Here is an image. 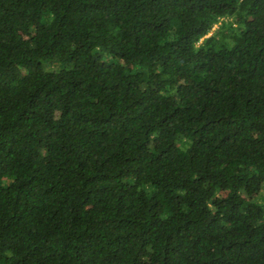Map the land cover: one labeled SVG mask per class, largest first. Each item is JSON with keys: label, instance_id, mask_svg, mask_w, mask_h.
<instances>
[{"label": "trees", "instance_id": "trees-1", "mask_svg": "<svg viewBox=\"0 0 264 264\" xmlns=\"http://www.w3.org/2000/svg\"><path fill=\"white\" fill-rule=\"evenodd\" d=\"M0 264H264V0H0Z\"/></svg>", "mask_w": 264, "mask_h": 264}, {"label": "rangeland", "instance_id": "rangeland-1", "mask_svg": "<svg viewBox=\"0 0 264 264\" xmlns=\"http://www.w3.org/2000/svg\"><path fill=\"white\" fill-rule=\"evenodd\" d=\"M216 26H217V24L214 25V27H213L212 30H214V28H216ZM210 32H211V31H210ZM210 32H209V33H210ZM49 63H50V62H49ZM49 63L46 61V62H44V65H45V66H48ZM61 65H62V63H59V62H54V63L52 62V63H50V66H52V67H54V68H57L58 66H61ZM6 175H8V176L11 175V170H10V169H7V170H6Z\"/></svg>", "mask_w": 264, "mask_h": 264}]
</instances>
